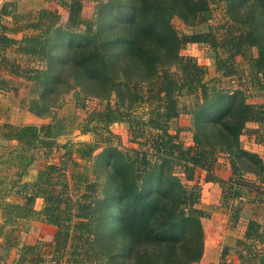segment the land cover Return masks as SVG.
<instances>
[{"label":"trees","instance_id":"obj_1","mask_svg":"<svg viewBox=\"0 0 264 264\" xmlns=\"http://www.w3.org/2000/svg\"><path fill=\"white\" fill-rule=\"evenodd\" d=\"M81 1L61 0L69 9L68 23L77 28L85 25V32L91 33L92 38L90 45L74 51L71 63V68L77 70L74 78L89 93L108 100L115 95L119 102L111 105L109 100L104 108L88 111L81 127L84 133L96 136L94 141L60 144L72 161L70 176L67 166L50 163L40 168L32 181L21 184L30 173L36 148H47L48 156L51 147L58 144L55 137L65 132L68 119L54 117V121L43 125L4 124L1 138L17 144L2 147L0 152V208L4 216L0 236H4L5 244H18L16 228L6 230V227L29 222L36 215L35 199L42 198L44 203L38 215L58 228L51 258L56 264H63L65 255H69L66 264H102L107 258L126 264H199L205 250L203 214L193 206L192 192L177 172L193 180L198 169H202L207 173L206 182H219L225 187L235 178L226 180L215 174L219 152L228 153L235 170L240 162L248 161L264 170L263 158L245 149L240 139L248 122L264 121V109L263 105L248 103L242 91L234 96L218 93V98H209L205 89L207 67L180 52L188 43H209L217 52L223 47L231 56L219 58V70L224 76H233L238 70L229 41L240 38L250 82L256 89L264 90V0H117L126 7L120 18L125 32L108 37L94 29V20L83 18L80 8L73 6ZM220 2L230 8L233 4L239 11L216 30L180 35L171 22L173 13L190 24L203 22L211 15L212 4ZM59 20V13L42 8L37 20L28 25L36 32L25 36L18 50L38 58L47 56ZM114 43L125 47L124 61L110 60L107 49ZM2 62L6 66L11 64L12 73L36 83L43 84L49 76L47 70L22 68L15 61L0 57ZM174 64L179 68L172 71ZM66 74L60 85L70 78ZM50 84H43L45 96L56 89L59 92V87ZM72 87L77 84L69 88ZM199 89L203 102L197 99V108L193 110L194 143L185 146L181 140L176 141L177 135L169 133L170 114L178 109L179 95ZM74 94L84 108L81 90L76 89ZM38 103L37 99L32 100L30 110L40 116L52 113L48 106ZM129 106H146L148 119L137 116ZM124 121L129 122L135 140L144 137L146 144L159 139L165 142L158 153L159 162L152 164L146 155L135 158L112 143L113 134L107 126ZM256 142L264 145V134H257ZM102 143L106 146L101 165L106 174H97L92 179L91 167L78 159L92 158ZM71 178L75 189L84 188L76 199L69 193ZM99 189L103 190L102 197ZM260 199H254L256 203L251 208L254 229L246 230L244 238L239 239L241 244L259 235L264 241V229L258 233L264 228V220H260L264 203ZM32 250L33 246H24L19 264L41 261L38 255L29 259ZM240 258L244 261L245 255L240 254Z\"/></svg>","mask_w":264,"mask_h":264},{"label":"rangeland","instance_id":"obj_2","mask_svg":"<svg viewBox=\"0 0 264 264\" xmlns=\"http://www.w3.org/2000/svg\"><path fill=\"white\" fill-rule=\"evenodd\" d=\"M73 6L80 8L83 18L94 20V29L100 30L103 36L108 37L115 33L121 35V32H125L120 18L124 14L126 7L119 4L117 0H83ZM42 8L59 13L60 20L55 27L54 38L49 47V54L38 58L37 56L23 54L18 48L23 43L22 39L25 36L36 32L33 28L28 27V25L37 20ZM237 11L239 9L233 4L230 8L225 2L213 3L211 15L203 22L190 24L174 13L171 22L180 35L195 34L216 30L217 26L225 23L226 20H232ZM68 18L69 9L61 3V0H0V57L15 61L22 68L47 70L49 76L43 84H50L51 82L50 86L59 87V92L56 89L53 93L45 96L42 83L29 80L22 74L12 73L10 70L11 64L6 66L3 62L0 63V152L3 150L2 147L17 144L16 141L9 142L1 138L2 127L6 123L14 125H43L54 121V117L68 119L65 122L67 124L65 132L55 137L58 144L56 143L51 147L48 156L47 148H36L35 159L30 166V173L24 177L21 184L24 181H32L38 170L50 163L67 166L66 171L70 176L72 161L65 155V149L61 145L67 141H94L96 136L93 133H84L81 127V122L87 116L88 111L95 108H104L109 100L111 105L119 102L115 95L109 100L102 99L89 93V89L84 88L83 83H76L74 74L77 70L71 68L74 51L81 48V46L90 45L92 38L91 33L85 32V25H81L79 28L73 27L68 23ZM10 39L14 41L11 42ZM229 43L233 47V52L236 56L234 67L235 70H238L233 76H224L221 73L222 71L219 70V58L226 59L231 56V52L225 51L223 47L218 49V54L216 49L209 43H188L182 48L180 53L182 55L193 56L200 64L207 67L208 73L205 77V89L209 98H218L220 96L218 93L234 96L232 94L236 95L237 91H242L248 103L255 106L263 105L264 109V90L256 89L250 82V69L243 55L242 40L240 38L231 39ZM107 52L113 63L125 60L126 49L124 46L114 43L108 47ZM178 68V64H174L170 69L174 71ZM66 72L72 73L67 75ZM64 74L70 78L60 85V80L62 77H65ZM73 84H77V87L69 88ZM76 89L81 90L82 100L86 104L84 108L81 107L75 98L74 92ZM228 96L226 99L229 101ZM35 99L38 100L39 106H48L52 113L50 115L45 113L43 116H40L31 111V101ZM177 99L178 109L176 112L170 114L169 133L177 135L176 141L181 140L185 146H188L194 143L196 123L193 110L197 108L196 103L198 100L203 102L202 89L191 94L179 95ZM60 102L63 103L58 107L57 104ZM128 108L136 113L137 116H141L142 119H148V108L146 106L138 108L129 106ZM210 111L212 112L213 108H210ZM107 129L112 132V143L118 148L132 154L135 158L137 156L142 158V156L146 155L152 164L159 160L158 153L165 144L163 140L159 139L155 143L148 144L144 143V137L135 140L130 129V124L127 121L109 124ZM257 134H264V121L248 122L244 133L240 136L241 143L245 149L259 154L264 161V145L256 142ZM105 146L102 143L95 151L93 157L88 160L78 159L81 164L91 167L90 176L92 179L97 174H106V168L101 165L104 158L101 154ZM73 157L75 158V155ZM251 168L254 170L251 171ZM214 172L223 179L228 180L233 176L235 180L233 183L228 182L225 184V187L221 183L215 182L217 183L215 188L210 187L206 189L204 178L207 173L205 170L198 169L193 180L186 179L183 172H177L178 175L182 176L186 188L192 192L193 206L198 208L203 214L201 220L204 228L205 243L206 240H218L216 245L219 247L218 252L221 253L222 249V257H219V264H223L221 262L223 259L227 260L226 264H237L236 262H239L237 258L238 254L230 255L231 248L247 256L244 264H247L248 260L249 263H258V250L263 248V243H261L263 240H260L262 236L259 235L257 238L248 239L244 244H241L239 239L237 240L239 237L237 235L231 236L229 232L236 234L237 231L240 233L244 229L245 233L246 230L253 231L254 227H251V218H254V215L251 213V208L255 206L256 202L253 201L254 199L261 198V202L264 203V170L261 171L251 161L240 162L238 169L235 170L228 153L219 152ZM99 190V197H102L103 190ZM83 191L84 188L81 190L75 189L74 181L71 178L69 193L72 194L73 198L76 199L81 196ZM209 197L214 201L208 202ZM214 197L217 199H213ZM9 198L15 199L14 196H10ZM43 203L42 198L35 199L34 210L36 215L29 222L23 225H16L15 223V227L13 223L8 224L6 230L16 228L14 235H18L17 239L19 242L16 245H13L11 242L5 244L4 236H0L1 264H19L18 260L21 252L24 251V246L27 245L33 246L32 252L28 255L29 259L38 255L41 261H27L25 264H56L51 258L53 256V245L55 244L58 228L55 225L42 221L38 215ZM261 206H264V204ZM262 215L260 220L263 221L264 214ZM3 221L4 216L0 208V223H3ZM263 229L261 228L258 233L261 234ZM258 233H255L254 236L256 237ZM254 254H256V258L253 257ZM68 258L69 255H65L62 258L63 264H66ZM105 260L102 264L105 262L126 264L121 260L111 261L108 258ZM199 264H202L201 261Z\"/></svg>","mask_w":264,"mask_h":264},{"label":"crops","instance_id":"obj_3","mask_svg":"<svg viewBox=\"0 0 264 264\" xmlns=\"http://www.w3.org/2000/svg\"><path fill=\"white\" fill-rule=\"evenodd\" d=\"M204 182L206 184V189L207 188H210V187L215 188L216 185H217V183L212 182V181L206 182L204 180ZM213 199H217V198L214 197ZM209 201L211 202V201H214V200H212V198L209 197L208 202ZM229 233H230L231 236L232 235H237V237H239V238H237V240H238L240 238H244V236H245V229L243 230V232H240V233H239V231H237L236 234L234 232H229ZM227 234H228V232H227ZM224 236L227 237L226 234H224ZM213 240L214 241H212V240H210V241L206 240L204 254H203V257L201 259V263L202 264H212L213 262H215L214 264H219L220 263L219 262V257H222V249H221V253H219L218 252L219 247L216 246L218 240L217 239H213ZM261 243H263V248H261L260 250H258L259 251L258 252V263H256V262H250L249 263V260H248L246 262L247 264H263L264 263V241H262ZM228 247H231V246H228ZM249 253H251V252H249ZM231 254H232V256L238 254V257L237 258H238L239 262H236L237 264H244L245 260H247V256L245 254H244L245 255V260L244 261L243 260H240V254H242V253L240 251H238V250H233V248L230 249V255ZM215 256H217V257H215ZM214 259H216V260H214ZM226 261L227 260L223 259L221 262L223 264H226ZM261 261H262V263H261Z\"/></svg>","mask_w":264,"mask_h":264}]
</instances>
